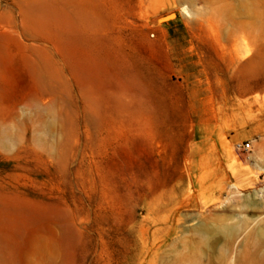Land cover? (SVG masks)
I'll return each mask as SVG.
<instances>
[{
  "label": "rangeland",
  "instance_id": "rangeland-1",
  "mask_svg": "<svg viewBox=\"0 0 264 264\" xmlns=\"http://www.w3.org/2000/svg\"><path fill=\"white\" fill-rule=\"evenodd\" d=\"M217 214L264 223V0H0V264H254Z\"/></svg>",
  "mask_w": 264,
  "mask_h": 264
},
{
  "label": "bare ground",
  "instance_id": "bare-ground-1",
  "mask_svg": "<svg viewBox=\"0 0 264 264\" xmlns=\"http://www.w3.org/2000/svg\"><path fill=\"white\" fill-rule=\"evenodd\" d=\"M245 201L250 202L249 200H245ZM225 218L217 214L214 222L210 223V225H204L201 227V232L208 234L209 236L211 235V237L213 236L214 242L216 243L221 242V240H224L225 243H227L226 245L228 246V249H229L227 252L229 254L234 253V255L231 254V256H229V254H226V255L223 254L222 255L223 257H226L227 259L228 257H234V259L243 258L244 260H248L249 262L253 261L254 264H264L263 260L261 262V259H260V258H264V223L256 224L250 227L247 220H242L237 225L236 224L233 225L232 223L230 225L228 224L223 225L222 228H220L218 226V221H223V219ZM193 225L195 224H191V226ZM241 233H244V234H243L241 241L239 242L240 247L236 248L235 251L232 250L231 252L230 250L231 248L229 247L230 246L229 244H232V242H234L235 239ZM187 254L188 256L192 255L189 253ZM246 263L247 262H244V264Z\"/></svg>",
  "mask_w": 264,
  "mask_h": 264
},
{
  "label": "built area",
  "instance_id": "built-area-1",
  "mask_svg": "<svg viewBox=\"0 0 264 264\" xmlns=\"http://www.w3.org/2000/svg\"><path fill=\"white\" fill-rule=\"evenodd\" d=\"M238 146L241 147V148H244V147H248L249 144L241 142V143L238 144Z\"/></svg>",
  "mask_w": 264,
  "mask_h": 264
}]
</instances>
